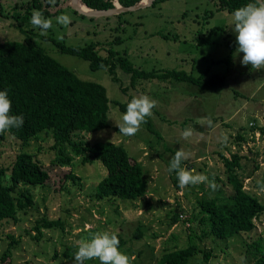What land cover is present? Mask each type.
<instances>
[{"label":"rangeland","instance_id":"obj_1","mask_svg":"<svg viewBox=\"0 0 264 264\" xmlns=\"http://www.w3.org/2000/svg\"><path fill=\"white\" fill-rule=\"evenodd\" d=\"M20 1L0 0V41L24 38L14 24L13 14L10 15L12 5ZM70 4V0L65 1L58 6L57 9L61 8L58 14L47 18L53 26L44 35H51L55 40L73 45L107 43L119 35L121 40L112 47L120 52L126 51L136 66L144 69L182 68L192 70L195 75L208 70L211 74L223 75L225 85L198 88L183 82L170 85L168 81L145 82L131 89L130 93L133 97L147 95L157 102L149 117L158 135L148 131L145 123H142L136 135L123 136L114 128L121 122L124 113L119 111L116 102L127 101L128 94L119 89V84L112 81L107 71L91 70L87 60L60 52L51 40L37 37L35 42L49 55L80 78L99 82L107 90L110 127L91 133L80 132L75 138L89 142L110 140L122 144L128 154L143 165L147 191L134 201L91 198L92 188L106 174V168L99 160L82 163L81 157L76 156L72 165L53 164L51 160L55 153L50 149L53 140L48 134L43 133L40 138L23 144L21 140L5 133V137L0 138V167L9 165L20 151L35 152L48 170L49 177L44 185L30 187L34 205L26 211H20L18 221L10 219L3 222L0 255L10 241L7 234H11L18 240L12 250L14 262L73 264V257L67 259L62 256L65 251L63 245H72L77 250L78 240H90L97 233L118 232L126 240L119 250L129 256L131 264H159L165 251L173 249L174 244L185 246L188 235L192 234L196 244L201 249L210 250L211 256L206 261L201 251L191 258L189 264H243L244 243L264 232V221L257 223V227L248 234L218 240L209 236L201 239L199 236L203 227L195 221H187L193 212H198V198L220 196L225 199L231 192L218 151L229 156L230 151L238 150L240 154L248 156L242 158L240 169L245 189L260 199L264 198L263 142L254 131L253 141L242 142L240 146L236 144L238 132L251 138L253 134L249 128L250 123H264V69L255 70L251 65L240 63L243 53H236L238 45L236 34L231 28L232 13L216 11L204 22V19L195 16H203L205 10L213 9L212 1L166 0L155 6L124 12L121 17L111 14L108 18L94 16L90 19L87 15L74 12L73 8L68 7ZM57 9L49 11L53 14ZM61 15L70 17L71 22L67 26L57 23L56 18ZM121 23L122 26L116 31V26ZM30 26L37 29L31 23ZM213 26L218 27L211 34L215 42L197 45L194 41L196 32L208 33ZM37 31L41 34L40 29ZM158 31L167 37L154 34ZM226 40L235 43L232 53H229L230 47L225 44ZM106 46L102 44L100 54L104 55ZM227 54L231 56L221 61ZM117 75L124 84L128 83V75L121 70H117ZM189 117L194 122L187 121ZM201 117H209L212 125L202 126L197 123ZM185 120L188 126L186 124L183 127L182 122ZM182 128L193 129V136L184 139ZM226 146H229L230 151L224 148ZM168 147L188 152L190 158L183 167L194 169V174L207 175L209 180L215 181L217 188L213 190L206 183H201L176 189L168 171ZM69 170L80 177L79 183L73 184L65 177ZM174 212L180 213L186 222L180 220L170 223ZM41 215L64 220V230L44 229L40 240L31 239L26 230H30ZM138 227L142 231L140 238L133 235ZM54 249L57 252L56 258L52 257ZM8 261L6 259L0 264H8ZM86 264H99V261L90 260Z\"/></svg>","mask_w":264,"mask_h":264},{"label":"trees","instance_id":"obj_2","mask_svg":"<svg viewBox=\"0 0 264 264\" xmlns=\"http://www.w3.org/2000/svg\"><path fill=\"white\" fill-rule=\"evenodd\" d=\"M65 1L68 0H21L12 5L11 13L8 12L10 15L13 14L14 24L24 35V38L0 41V90H7L12 101L10 114L22 115L24 123L19 129L13 128L0 134V138L3 139L5 133H8L21 140L23 144H28L31 140L40 138L43 133L48 134L53 140L50 146V149L55 153L51 160L53 164L72 165L74 157L80 156L82 163L92 162L96 159L104 165L106 174L92 188L91 198L109 201L137 200L147 191L146 179L143 177V165L133 159L122 144L110 140L89 142L83 138H75L80 132L91 133L110 127L109 98L105 86L99 82L80 78L75 72L49 55L44 48L37 45L35 39L41 37L51 40L60 52L87 60L91 70L103 69L107 71L112 81L119 84V89L128 94L127 101L116 102L120 112L126 111L127 104L133 98L130 90L144 85L145 82L168 81L169 85L170 83L183 82L198 88H206L224 86L225 77L217 73L211 74L208 70L195 75L192 70L188 71L182 68L144 69L136 66L126 55V51L120 52L112 47L115 42L121 40L119 35L110 42L102 43L108 45L102 55L99 53L102 46L99 42L66 44L64 41L55 40L51 35L39 34L37 31L39 28L35 29L30 26V18L34 10H39L45 18H48L58 14L61 10V8L57 9L58 6ZM81 1L89 8L100 10L113 8L115 3V0ZM117 1L122 6H131L140 0ZM164 1L166 0H153L149 6H155ZM210 1L213 3V9L205 10L203 16L197 15L196 18L200 17L205 22L216 11L223 10L233 13L235 9L253 2V0ZM76 6L85 10L78 3ZM68 7L72 8L71 4ZM49 9L57 10L51 14ZM73 11L76 10L73 9ZM0 13H2V9H0ZM123 14L124 12L115 14V16L121 17ZM4 16L7 17V14ZM103 16L108 18L111 15ZM88 18L93 19L94 16H88ZM127 22L130 23V21ZM197 22L199 23V21ZM135 24L137 25V23ZM120 26L122 23L116 26V31ZM217 28V26L211 27L208 33L196 32L194 41L197 45L214 43L211 34ZM123 30L125 31V29ZM154 34L167 37L159 31ZM232 41H225V44L230 47L229 53L234 51L235 43ZM230 56L227 54L220 60H227ZM117 70L128 75L127 84L121 81ZM186 120L194 122L191 117ZM186 120L182 122L183 127L187 124ZM114 128L119 131L117 126ZM145 128L158 135L150 117L146 118ZM249 128L253 136L249 138L242 132H238L236 144L240 146L242 142L253 141L254 131H258V139L263 142L264 148V123L261 125L254 123ZM224 148L230 151L229 146ZM166 150L170 154L168 159L170 163L178 149L168 147ZM36 155L35 152L20 151L16 153L9 165L0 167V237L2 236V224L5 220L18 221V213L26 211L34 205V196L30 187L44 185L49 177L48 170ZM218 156L231 192L224 197L225 199H221L220 196L197 199L196 209L198 212H193L187 221H189L188 223L195 221L200 227H203L202 234L199 236L201 239L209 236L218 240L234 235L248 234L257 227V223L260 224L264 221V198L260 199L255 193L245 189L244 178L240 172L241 160L248 156L240 154L238 150L230 151L229 156L225 155L223 151H218ZM184 163L185 161L182 162V167ZM65 177L70 179L73 184L80 182V177L71 170L65 174ZM170 178L174 187L180 189L175 172L170 173ZM171 218L170 223L172 224L182 220L178 212H174ZM182 221L186 222V220ZM64 223L65 221L60 218L41 215L34 221L30 230H26V233L31 239L38 241L42 238L44 229L63 231ZM109 233L118 235L119 247L125 244L126 240L120 233ZM133 235L140 238L142 236L141 229L138 227ZM7 237L10 241L0 255V263L9 259L8 264H29L27 261H12V250L18 244V240L11 234H7ZM81 237L83 238L82 234ZM187 238L188 243L185 246L174 244L173 249L165 251L159 264H189L191 258L201 251L207 261L211 256V251L201 249L194 241L192 234H189ZM244 247L243 264H251L256 261L264 264V232L247 239ZM63 248L65 251L62 256L67 259L72 258L76 251L75 247L65 244ZM52 257H57L55 249Z\"/></svg>","mask_w":264,"mask_h":264},{"label":"clouds","instance_id":"obj_3","mask_svg":"<svg viewBox=\"0 0 264 264\" xmlns=\"http://www.w3.org/2000/svg\"><path fill=\"white\" fill-rule=\"evenodd\" d=\"M57 23L67 26L71 21L67 15L56 18ZM30 23L39 28L41 35L47 33L53 24L50 19L43 16L39 10H34ZM232 31L236 34V53H243L240 63L251 65L252 69H264V0H253L234 10L232 13ZM157 102L147 95L133 97L127 104L121 122L117 124L119 133L123 136H134L140 130L142 123L151 116L152 110ZM12 101L7 90H0V134L7 130L19 129L24 123L22 115H11ZM197 123L202 126L212 125L209 117H201ZM258 132V131H255ZM184 139L193 136V129L189 128L181 133ZM91 136V135H90ZM226 141V137L224 138ZM190 154L182 149L175 152L170 160L168 171L175 172L179 188L183 189L189 185L195 186L206 183L215 190L217 185L214 180L204 174H194L195 170L182 167V162L187 161ZM120 240L115 233H97L90 240L81 239L76 241V248L73 255V264H86L90 260H98L99 264H131L128 255L119 250Z\"/></svg>","mask_w":264,"mask_h":264},{"label":"water","instance_id":"obj_4","mask_svg":"<svg viewBox=\"0 0 264 264\" xmlns=\"http://www.w3.org/2000/svg\"><path fill=\"white\" fill-rule=\"evenodd\" d=\"M77 1L82 2L81 0H70L72 8L77 12L87 16H103V15L119 14L128 11H135L137 9L144 8L145 6H149L153 2V0H146V1L140 0L139 2H136L131 6H122L118 3L117 0H115L116 3H114V7L105 10L89 8L88 6H86L84 2H82V4H84L87 8V10L83 11L76 6Z\"/></svg>","mask_w":264,"mask_h":264},{"label":"bare ground","instance_id":"obj_5","mask_svg":"<svg viewBox=\"0 0 264 264\" xmlns=\"http://www.w3.org/2000/svg\"><path fill=\"white\" fill-rule=\"evenodd\" d=\"M77 3H78L79 5H81L85 10H87L86 6H85L84 4H82V2L77 1Z\"/></svg>","mask_w":264,"mask_h":264},{"label":"built area","instance_id":"obj_6","mask_svg":"<svg viewBox=\"0 0 264 264\" xmlns=\"http://www.w3.org/2000/svg\"><path fill=\"white\" fill-rule=\"evenodd\" d=\"M250 125H253V123H250ZM255 134H257V136H259L258 132H255ZM214 264H220L219 262H215Z\"/></svg>","mask_w":264,"mask_h":264}]
</instances>
